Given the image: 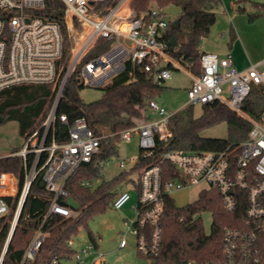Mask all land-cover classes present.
Wrapping results in <instances>:
<instances>
[{
	"label": "built area",
	"instance_id": "1",
	"mask_svg": "<svg viewBox=\"0 0 264 264\" xmlns=\"http://www.w3.org/2000/svg\"><path fill=\"white\" fill-rule=\"evenodd\" d=\"M58 1L64 8L62 22L71 42L67 55L62 24L50 18L53 12H46V0H0V90L26 83L51 84L55 92L46 116L26 133L22 149L14 153L22 159V187L20 175L0 171V218L8 215L15 203L11 229L37 177L53 194L24 252V261L34 260L41 249L46 238L41 228L51 214L68 218L80 213L66 204L71 196L66 183L82 164L92 162L102 149L103 139L115 134H98L83 116L70 121L67 115L57 114L71 78L81 85L106 86L129 61L162 83L172 77L173 70L181 68V62L168 51L172 22L166 8L155 6L137 12L131 7L132 0H117L108 6L104 4L107 0ZM251 1L264 5V0ZM126 3V11L120 13ZM100 39H106L109 47L86 60ZM201 63V74L193 75L187 92L188 103L220 101L251 124L248 136L237 145L218 150H167L145 166L138 182L136 215L125 221L127 231L121 235L119 247L128 245V232L135 237L142 256L151 260L157 257L163 237L165 197L172 191L205 184L202 191L216 189L227 212H237L241 203L245 209L243 221L224 227L222 258L213 264H264V110L254 118L243 108L254 87H262L264 93V59L239 70L230 54L202 51ZM149 108L156 117L120 132L123 142L138 137L140 152L130 158L135 163L141 157H152L158 140L168 142L173 136L169 122L175 112L156 99L150 101ZM58 122L66 126L67 137L61 141L56 134ZM165 162H170L174 170L168 179H164ZM117 164L125 168L127 163L120 160ZM82 184L92 186L93 181ZM7 197L13 198L12 204ZM129 199L130 193L124 189L112 207L121 209ZM68 245L76 262L105 264V255L95 249L94 242L82 250L74 249V239H69ZM93 251L97 254L91 257Z\"/></svg>",
	"mask_w": 264,
	"mask_h": 264
},
{
	"label": "trees",
	"instance_id": "2",
	"mask_svg": "<svg viewBox=\"0 0 264 264\" xmlns=\"http://www.w3.org/2000/svg\"><path fill=\"white\" fill-rule=\"evenodd\" d=\"M117 0H107L105 5H112ZM222 0H132L131 7L137 12L148 11L152 7H168L175 5L180 8L177 19L178 28L169 29L176 37L175 46H168L169 53L192 70L201 74V40L206 36L217 19L216 10ZM237 3V0H234ZM46 12H53L50 18L61 22L65 35V55L69 52L70 43L66 25L62 22L63 9L58 0H46ZM128 3V2H127ZM127 3L124 5L126 10ZM239 9H242L239 7ZM56 12V13H55ZM167 37V39H168ZM98 44L86 57L103 52L109 47L106 39H100ZM78 84L75 77L71 78L58 106L57 114H65L72 121L77 117H85L91 127L99 134L115 133L102 141L101 151L92 162L82 164L68 179L66 187L71 196L80 203V213L76 217H63L51 214L43 224L46 233L34 260L24 261V252L32 240L35 230L40 226L46 213L52 193L46 189L42 178L34 181L23 210L9 241L6 252L5 244L11 231L15 203L7 197L13 208L11 212L0 218V262L2 264H65L73 254L68 245L82 227H88V222L96 215L112 207L114 199L122 191L117 187L129 176L123 171L110 180H102L95 188L84 186L82 182L93 181L101 177L103 162L118 154L121 142L120 132L140 120H146L149 115L150 101L156 99L161 92L162 83L142 71L139 66L128 61L125 69L115 76L113 82L104 88V95L93 102H84L76 93ZM51 84H18L0 90V124L8 121L19 123V132L24 134L37 126L50 110L54 94ZM243 108L252 117L257 118L264 110V93L262 87H254L244 102ZM192 108H182L173 114L169 127L173 136L168 142L159 141L156 153L150 158L141 157L133 170H141L155 162L158 156L167 150H218L227 145H237L247 138L251 124L241 115L232 111L220 101L203 104V115L195 117ZM139 120V122L137 121ZM220 122L228 124L227 138L206 137L204 129ZM58 141L66 139V126L58 122ZM22 159L18 156L0 157V171L20 175V187L23 185L24 172ZM164 179L173 174L170 162L163 164ZM244 205L235 213L227 212L216 189L200 192L199 198L185 206H179L170 195L165 197V207L162 216L163 237L160 253L152 259L153 264H213L222 258L224 227L238 224L245 219ZM213 213L211 232H206L201 214ZM93 242L97 245L96 240Z\"/></svg>",
	"mask_w": 264,
	"mask_h": 264
},
{
	"label": "rangeland",
	"instance_id": "3",
	"mask_svg": "<svg viewBox=\"0 0 264 264\" xmlns=\"http://www.w3.org/2000/svg\"><path fill=\"white\" fill-rule=\"evenodd\" d=\"M239 6L244 8L239 9ZM170 14L171 22L177 19L180 8L175 5L166 7ZM217 19L211 27L209 33L201 40V47L206 52H215L219 56L231 53L234 58L247 63L257 62L264 58V5L256 4L251 0L235 3L234 0H222L216 10ZM238 44L234 46V43ZM228 53H223V52ZM85 79V78H84ZM190 78L181 70H173L172 77L162 82V90L156 96V100L169 111H178L182 108H192L193 115L199 117L203 115V104L188 103L187 87L190 85ZM108 86V85H106ZM104 86L85 84L77 88V95L86 103L100 99L104 95ZM179 108V109H178ZM156 117V115H153ZM139 122V120L137 119ZM144 120H140L143 122ZM19 123L8 121L0 124V155L11 152L14 147L21 148V135L19 134ZM228 124L220 122L203 130L202 135L206 137L227 138ZM140 152L138 137L135 135L130 142L121 141L118 154L108 159V163L103 164L102 175L93 180L92 188H95L102 180H110L123 171L129 176L124 182L118 185V190H128L130 199L121 208H108L106 211L96 215L89 220L88 227H82L80 231L72 237L74 239V249L82 250L93 242H97L96 250L104 253L105 264H153L152 260L140 254L136 245L135 237L127 232L128 245L120 248L121 235L127 231L125 221L132 219L136 215L134 205L139 201L140 171L133 170L135 162L130 158L137 156ZM126 160V167H120L117 162ZM205 184L192 186L182 190L172 191L170 196L179 206L188 205L199 198V194ZM11 212V211H10ZM206 232H211L213 224V213L210 211L201 214ZM12 226V224H11ZM97 254L92 252V256ZM91 258L87 259L89 263ZM65 264H80L73 258L65 260Z\"/></svg>",
	"mask_w": 264,
	"mask_h": 264
},
{
	"label": "crops",
	"instance_id": "4",
	"mask_svg": "<svg viewBox=\"0 0 264 264\" xmlns=\"http://www.w3.org/2000/svg\"><path fill=\"white\" fill-rule=\"evenodd\" d=\"M238 44V41H236L235 43H234V46L235 45H237ZM200 50L201 51H204L203 50V47H201L200 46ZM215 53V52H214ZM223 53H228V52H223ZM228 54H230L231 56H232V59H233V64H234V66L237 68V69H239V70H242V69H245V68H247L250 64L249 63H247V61H241V60H239V59H237V58H234V56L231 54V53H228ZM228 54H226V55H228ZM226 55H224V56H226ZM262 59H264V58H262ZM262 59H260V60H262ZM174 60H176V59H174ZM260 60H258V61H260ZM176 61H178V60H176ZM176 70H181V71H183L189 78H190V80H191V83H190V85L187 87V92H188V89L191 87V85H192V81H193V75H195L194 74V72L192 71V70H190L189 68H186V66H184L183 64H181V68H179V69H176ZM114 80V79H113ZM110 85V84H109ZM104 87H106V86H104ZM179 109V108H178ZM173 112H176V111H173ZM148 115H149V117L147 118V119H149V118H152L153 117V115H155V114H153L152 112H150L149 111V113H148ZM27 133V132H26ZM26 133H24V134H21L20 132H19V134L21 135V148L19 149V147H14L13 149H12V151L11 152H8V153H6V154H4V155H0V157H5V156H14V153H17V152H19L21 149H22V147H23V144H24V140H25V135H26ZM20 158V157H19ZM70 258H72V256L70 257ZM69 258V259H70Z\"/></svg>",
	"mask_w": 264,
	"mask_h": 264
},
{
	"label": "water",
	"instance_id": "5",
	"mask_svg": "<svg viewBox=\"0 0 264 264\" xmlns=\"http://www.w3.org/2000/svg\"><path fill=\"white\" fill-rule=\"evenodd\" d=\"M179 24H180V20H179V19H175L174 21H172V23H171V27H172V28H178V27H179ZM176 42H177V41H176V37H175V35L171 33V37H170V40L168 41V45L175 46ZM66 204L69 205V206H71L72 208H74V209H76V210H78V209L80 208V203H79V201H78L77 199L74 198V196H70V197L66 200ZM13 227H14V228H12L11 231H10L8 241H7V243L5 244L6 246H5V251H4V253H5L6 250H7V247H8L7 244H9V241H10L12 235H13L14 229L16 228V225H14ZM0 264H2V260H1Z\"/></svg>",
	"mask_w": 264,
	"mask_h": 264
},
{
	"label": "bare ground",
	"instance_id": "6",
	"mask_svg": "<svg viewBox=\"0 0 264 264\" xmlns=\"http://www.w3.org/2000/svg\"><path fill=\"white\" fill-rule=\"evenodd\" d=\"M123 11H126V10H125V8H124V6L122 7V9H121V12H120V13H122Z\"/></svg>",
	"mask_w": 264,
	"mask_h": 264
}]
</instances>
